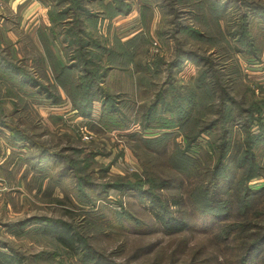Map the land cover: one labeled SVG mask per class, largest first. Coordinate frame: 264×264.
<instances>
[{"label":"trees","instance_id":"1","mask_svg":"<svg viewBox=\"0 0 264 264\" xmlns=\"http://www.w3.org/2000/svg\"><path fill=\"white\" fill-rule=\"evenodd\" d=\"M160 1L159 4L140 1L143 24L146 23V12L162 9L164 0ZM176 1L183 12L171 8L170 14L184 13L186 20H193L189 22L191 24L177 26L176 33L184 35L186 40L173 37L174 52L170 61L157 57L146 63L148 40L144 34H137L127 41H121L116 35L111 39L108 37L111 21L130 14L132 7L127 0H44L49 6L47 16L51 26L47 29L48 36L38 30V38L49 73L44 70L41 58L19 60L15 58L13 46H0V128L8 132L12 141L24 140L29 146L35 145L34 135L28 136L29 128L20 122V116H13L26 110V101L32 99L50 107L68 101L80 119L90 122L89 126L127 131L131 128V119L123 110L121 93L108 91L104 85L112 71L133 73L136 83H144L153 91L149 103L142 102L137 109L138 116L132 127L138 130L129 132L130 139L139 142V146L147 151L159 152L166 150L167 144L183 132L185 149L181 150L175 142L168 162L187 180L186 188L180 192L172 190L170 200L162 194H154L153 189L170 190L174 182L162 177L155 180L158 177L147 167L144 175L147 183H153L152 187L143 188V182L124 184L122 188L121 184L108 187L135 188L141 204L153 205L154 222L163 235L194 230L198 224L203 229L200 233L222 243L234 256L229 264H264V184L257 189L250 187V182L257 178L264 182V123L257 101H247L245 96L239 101L234 99L231 84L236 76L232 80L227 77L239 73L240 66L225 55L231 52V56L240 55L250 64L259 62L264 50V1ZM230 4L238 5L241 10L231 26L227 24L226 16ZM204 17H209L216 26L209 28L207 22L204 25L206 32H201L193 23ZM221 20L228 30L222 27ZM190 41L202 46L187 48L185 44ZM54 43L59 46L60 56ZM217 48L220 59L210 55ZM186 64L195 67L194 75L185 84L176 82V75ZM163 73L165 81L158 87ZM60 91L64 93L65 101ZM17 102L25 103L22 109L18 108ZM96 102L100 103V112L93 118ZM7 104L12 110L6 113ZM211 115L214 117L210 118ZM22 117L28 119L29 114ZM254 125L257 128L251 131ZM233 126L239 128L242 140L230 144ZM154 129L163 132L162 135L153 139L142 137V133ZM202 136L209 140L208 151L202 150L193 156L191 151L199 147L198 139ZM39 145L43 148L38 155L26 159L31 167H35L31 162L39 161L51 168L53 163L63 159L45 145ZM83 153V150L75 151L81 161L78 164L84 166L93 154L84 156ZM73 167L69 165L56 173L54 184L64 180L66 172L72 173ZM83 172L84 169L76 170L77 175ZM87 179L79 176L76 181L81 188L96 187L86 182ZM183 183L180 179L175 189L180 190ZM173 208L177 214L171 210ZM127 217L138 227V221L132 215L128 213ZM38 221L41 226L37 231L51 236L64 254L78 256L82 263L103 264L101 254L89 249L86 240L68 222L42 218ZM0 264L27 262L22 255L0 245Z\"/></svg>","mask_w":264,"mask_h":264},{"label":"rangeland","instance_id":"2","mask_svg":"<svg viewBox=\"0 0 264 264\" xmlns=\"http://www.w3.org/2000/svg\"><path fill=\"white\" fill-rule=\"evenodd\" d=\"M19 1L0 0V15L5 18L4 21L9 20L7 30L2 25L3 34L8 32L7 35L14 36L10 28L16 27V21L10 9H13L15 3ZM43 1L37 2L39 6L35 14L32 12L34 8L28 9L30 13L27 11L29 14L36 15L40 25L47 15L45 9L48 10L49 7ZM140 1L127 0L131 4L132 12L127 16H122L124 20L121 19L122 17L118 18L121 21L116 20L115 35L127 39L135 34H144L148 40L145 52L146 63H151L157 57L170 61L174 52V39L177 38L184 42L186 40L184 35L176 33L177 26L191 24L193 20L192 18L186 20L187 16L184 13L171 15L169 12L171 8L181 10L180 3L176 0H164L162 9L156 8L151 12H146V23L143 24ZM149 1L158 4L161 2L160 0ZM240 11L236 4L228 6L226 16H228L229 26L239 17ZM25 18L22 19L25 23L22 21L19 24L21 27L17 29V33L32 28V25L27 26L28 21ZM11 22L14 25H11ZM207 22L209 28L216 26L212 24L209 17L194 21L193 24L201 32H206L204 25ZM221 25L225 29L222 20ZM185 46L190 49H199L202 45L190 41ZM210 55L220 59L218 48ZM225 55L230 60L234 59V62H238L240 66L239 73H233L232 76L227 77L232 80L236 76L231 84L235 93L234 99L239 101L245 96L247 101H257L261 109V122L264 123V50L257 64L248 63L246 58L240 55L231 56V52ZM229 68L235 71L234 68ZM195 71L194 66L186 64L176 75V82L185 84ZM164 81L165 74L163 73L157 83L158 87H162ZM104 87L108 91H111V87L120 90V96L124 102L123 110L131 119L129 130L108 128L109 126H101L103 129H97L95 125L94 127L89 126L88 120L77 118V115L76 119H71L72 114L68 115L71 109L69 104L63 107L54 106L63 108L62 111L54 113L43 109L50 106H43L32 99L26 101L28 104L26 110H20L18 114L13 115L14 118L20 116L18 118L20 122L29 128L28 130L24 127L29 131V133L27 131L28 136L34 135L32 140L35 145L29 146L24 140L13 141L18 144L16 145L18 148L10 150L16 155L10 153V150L8 155L3 141L0 140L3 146V148L0 147V161L3 160L0 165V245H5L22 255L27 264H90L82 263L78 256L71 257L64 254L51 236L37 231L41 226L38 219L42 218L43 220H62L71 224L74 230L86 240L85 245L93 252L101 254L100 260L103 264H229L232 262L234 256L232 257L227 248L222 243H217L208 234L200 233L203 229L196 223L194 230L163 235L155 225L153 205L141 204L135 188L121 189L124 184L141 182L144 183L143 188L152 187L153 183H147L144 175V168L147 167L150 173L158 177L155 180L162 177L170 183L174 182L170 190L153 189L154 194H162L170 200L171 192L184 190L187 180L179 176L168 162V155L175 148V142L181 150L185 149L184 138L183 132H179L178 137H174L175 139L167 144L166 150L153 152L143 149L139 146V142L130 139L129 132L138 130L132 127L138 116L137 109L142 102L149 103L153 89H149L144 83L140 85L136 83L133 73L118 70L111 73ZM17 103L19 109L25 105L23 102ZM98 108L99 111L94 116L96 118L100 112V107ZM6 109V113L10 112L12 106L7 104ZM23 114H29L28 119H24ZM213 117L210 116V118ZM256 128L254 125L251 131ZM162 133L154 129L142 133V137L153 139L161 136ZM206 137L202 136L198 139L199 147L191 151L193 156L202 150L208 151L209 140ZM229 137L230 144L235 140H242V134L237 126L232 127ZM39 144L60 154L63 159L57 164L53 163L54 166L51 168L44 163H38L39 161L31 162L30 164L35 165L31 167L26 159L38 155L43 148ZM77 150H83L82 155L84 156L93 154L86 159L88 161H86V166L78 164L81 161L75 154ZM69 165L74 166L72 173L66 172L67 177L63 178L64 180L60 183L54 184L56 173ZM82 169H84L83 174L77 175L76 170L80 172ZM79 176L88 177L86 182L96 187L81 188L76 181ZM180 179H183L184 183L180 190L175 189ZM110 184H121V188L108 187ZM263 184V180L257 178L250 182V187L257 189ZM171 210L177 212L175 208ZM128 213L138 221V227L128 221ZM25 222L27 223L22 227L17 226Z\"/></svg>","mask_w":264,"mask_h":264},{"label":"crops","instance_id":"3","mask_svg":"<svg viewBox=\"0 0 264 264\" xmlns=\"http://www.w3.org/2000/svg\"><path fill=\"white\" fill-rule=\"evenodd\" d=\"M17 1H19V0H17ZM37 2L38 1H36V0H22V1L16 2L15 5H14V7H13V9H10L14 13V15H13L14 16V20L16 21V27L10 28V31L13 32L14 36L7 35L8 32L5 33L6 35L2 33L4 31V29H6V30L8 29L7 22L9 20L4 21L5 18L1 17V15H0V46L8 45V44L11 45V46H13L14 47L13 49L16 50V55H15L16 57L15 58H17L19 60L22 59V58H24V57H27V58H30V59L38 58V57L41 58L42 59V65L44 67V70H46V72L49 73V66H48V64H47V62L45 60V55H44V52H43V49H42V45L40 43V39L38 38V30L41 29V30H43L44 34H47V29L50 28L51 24H50V21H49L48 16L46 15L45 18H43V21L41 22V25H43V27H40L41 25L38 23L36 15H34L35 12H36V10H37V7L39 6V4ZM26 7H28V8L26 9ZM30 8H34V10L32 11L34 14L33 13L29 14L30 13L29 12L30 10L28 11V9H30ZM45 11H48V10L45 9ZM24 13H25V16H24ZM15 14L16 15L18 14V16H15ZM23 17H26L25 19L28 21L27 22V26L28 25H32V28H30V30H28V28H27L26 30H24L22 32H19L18 31V33H17L16 32L17 29L18 28L20 29V27H21L19 24L22 21L25 23V20H22ZM117 19H114L110 23V31H109V35H108V37L110 39L113 36H115V22H117L116 21ZM121 19L124 20L125 18L122 17ZM119 21H121V20H119ZM2 25H3L4 29L2 28ZM11 25H14V24L11 22ZM97 26H99V22H98V25ZM47 36H48V34H47ZM132 37L133 36H131V38ZM131 38H127V39L119 38V39L121 41H127V40H129ZM53 47H55L56 52L60 56V50H57V49H59L58 44L56 45L54 43ZM59 59L62 62L64 61L63 58H59ZM111 73L106 78L105 84L107 83V81H108ZM111 89L114 90V91H116V92H119L120 93V90L119 89H115L113 87H111ZM59 94H60V96L65 101L64 93L62 91H60ZM67 104H69L68 101L65 102L64 104H62L59 107L66 106ZM44 106L47 107V105H44ZM98 107H100V103L99 102L94 103V106H93V118H96L94 116L99 111V108ZM43 109L44 110L47 109L45 111L54 112V113L56 111H62L63 110V108H57V107H48V108H43ZM54 113H52V114H54ZM69 114H72V118L71 119H76V115L77 114H76V112L74 110H72V108L70 109V112L68 113V115ZM59 115H60V113H59ZM77 118H79L78 115H77ZM78 120H80V119H78ZM0 140L3 141V145H5V148L7 149L6 150V153L7 154H8V152H9L10 149H16V148H18L16 146L18 144H16V142H13L12 140H10L8 132L6 130L2 129V128H0ZM0 147L3 148V146H2L1 143H0ZM10 153H13V154L16 155V153H14V151H11ZM4 159H6V157ZM2 161H0V165H1Z\"/></svg>","mask_w":264,"mask_h":264}]
</instances>
